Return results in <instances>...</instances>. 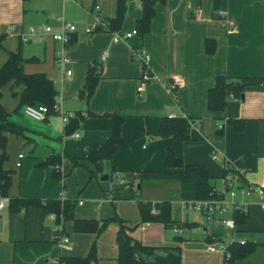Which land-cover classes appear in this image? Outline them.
Returning <instances> with one entry per match:
<instances>
[{
	"label": "crops",
	"instance_id": "crops-1",
	"mask_svg": "<svg viewBox=\"0 0 264 264\" xmlns=\"http://www.w3.org/2000/svg\"><path fill=\"white\" fill-rule=\"evenodd\" d=\"M94 2L103 20L116 15L117 0H0V66L10 52L19 50L26 59L25 73H44L52 80L60 112L67 118L77 111L85 116L80 127L66 135L60 113L42 121L23 114L18 108L22 85L9 82L0 89V104L9 120L25 128L24 136L6 133L4 168L11 171L10 196L76 203L67 220H53L37 206L11 212L7 203L0 215V264H62L63 258L86 257L93 245L87 264H117L118 224L113 217L122 219L129 235L144 245L178 246L181 264H222V252L208 250L219 241L251 246L246 256L231 264H264V210L256 199L245 198L248 215L232 230L222 222L232 217L231 211L210 217L199 212L188 218L179 181L139 177L142 172L175 170L165 165L166 151L172 149L183 163L204 166L215 177L216 187L228 169L264 189V0H155L148 30L117 42L113 32L137 28L143 15L140 0L124 1V16L115 31L88 34ZM66 14L75 21L76 31L63 50L68 62L60 67L56 59L62 43L41 30L49 25L60 31L59 17ZM140 49L149 55L151 74L141 93L137 88L144 68L136 54ZM89 71L96 85L87 97ZM217 76L245 87L241 97L227 100L223 111H210L207 96ZM174 78L180 85L169 92L167 83ZM4 94L14 97L12 104ZM111 113L124 116L120 134L133 139L117 147L114 170L110 160L98 168L80 157L90 145L109 138ZM163 116L190 118V139L157 136ZM75 132L78 137L72 136ZM114 171L123 183L112 177ZM138 200H168L171 219L190 225L177 231L160 222H140ZM75 220H93L98 226L109 222L98 232L75 228ZM57 225L70 248L58 245Z\"/></svg>",
	"mask_w": 264,
	"mask_h": 264
},
{
	"label": "trees",
	"instance_id": "trees-1",
	"mask_svg": "<svg viewBox=\"0 0 264 264\" xmlns=\"http://www.w3.org/2000/svg\"><path fill=\"white\" fill-rule=\"evenodd\" d=\"M125 0H117L116 15L107 22V29L115 31L120 25L125 12ZM155 0H140L142 8V18L137 24V33L144 34L148 30L149 20L153 15V4ZM95 3V2H94ZM93 3V4H94ZM4 34L0 33V42ZM24 59L20 51L10 52L6 61L0 66V89L9 82L13 85H22L18 108L27 104L45 105L48 109L47 116L57 113L53 106L57 103L58 91L52 80L44 73L27 74L23 71ZM96 77L89 71L86 77L85 94L89 97L95 89ZM245 83L238 80L229 79L225 76H217L214 85L209 89L207 96V107L210 111H223L227 100L230 98H239L244 91ZM111 119V131L109 138L102 144H92L88 147L86 153L80 157L93 162L98 168L104 160L111 161V169L114 170L113 156L118 146H127L133 139L124 138L120 134V127L124 121V116L116 113L108 114ZM85 116L77 111L72 117H68L64 133L71 134L77 130L83 122ZM229 122H236L229 120ZM191 119L182 116H163L160 120L157 136L161 138L177 137L183 140L190 139L189 131ZM236 127V126H235ZM240 128V127H236ZM6 133H12L17 136H24L25 128L15 124L8 118L7 112L0 104V196L8 199V206L11 212H19L30 206L40 207L45 214L54 213L57 218L60 216L63 220L73 217L75 202L70 200L50 199L41 201L36 198H17L9 194L11 184V171L4 168V162L7 159L5 146L7 143ZM55 160V159H54ZM53 162V161H52ZM165 165L167 168L175 170H165L161 172H142L140 178L151 179H174L180 183V194L184 202L206 200L216 197L214 192L215 177L211 176L207 169L200 164H187L175 156L172 149L166 151ZM228 169L224 170L221 177L226 175ZM58 176V172H54ZM138 209L140 222H160L167 228L181 227L190 225L187 221L180 222L171 219L170 202L163 200L160 202L140 201L138 200ZM232 218L235 223L244 222L248 215L242 209H234ZM118 224L116 232V243L118 246L117 264H181L180 249L178 246H149L132 238L127 232L125 222L113 217ZM109 220L98 223L93 220H75L74 227L87 231L96 229L101 231ZM251 246L245 241H232L227 244L229 253L228 263L231 264L236 258H242L250 252ZM161 252V253H160ZM94 254V245L86 257H69L61 259L62 264H87Z\"/></svg>",
	"mask_w": 264,
	"mask_h": 264
},
{
	"label": "built area",
	"instance_id": "built-area-1",
	"mask_svg": "<svg viewBox=\"0 0 264 264\" xmlns=\"http://www.w3.org/2000/svg\"><path fill=\"white\" fill-rule=\"evenodd\" d=\"M46 1V0H45ZM66 1V0H65ZM70 1H76V0H70ZM91 13H93V20L91 24L85 28V32L90 34L93 32H96L98 30L107 29V22L103 20L99 16V6L97 3H94L91 7ZM62 20V16L59 17ZM29 31L31 33L35 32V29L33 27L29 28ZM76 31V26L72 23L63 22L62 27L60 31H53L52 27L49 25H46L42 28L41 34L43 36L50 35L55 41H58L62 43L63 48L61 52L59 53V56L56 59L57 66L62 67L65 63L68 62V59L63 55L64 48L68 45V43L71 40V34ZM137 30L133 29L130 32L126 33H118L113 32V41L117 42L120 40H126L132 35L136 34ZM137 56L139 57L142 65H143V73L140 78V82L138 85V92L141 93L144 89L145 83L151 78V74L148 71V63H149V55L148 53L140 49L136 51ZM104 58V56H103ZM66 75H70L71 71L66 70ZM180 85L179 79H171L167 83V90L169 92L174 91L178 86ZM53 109L61 114L62 121L66 123L67 116L60 112L58 103H55L53 106ZM23 114L38 121H42L47 117L48 109L45 105H31L27 104L23 106L22 108ZM73 137H78V133H73ZM19 158L22 157V154L18 155ZM17 166L20 165V162L18 161L16 163ZM112 177L117 180L120 183L124 182V179L122 176L117 172L114 171L112 173ZM221 180V186L220 187H214V192L216 197L212 199H206V200H196V201H190V202H184V207L186 209L192 210L195 209L200 212H204L208 217L212 216L216 212H227V211H233L234 209H242L246 211L248 209L247 202L245 201V198H254L256 199L257 203L260 205V207L264 210V189L260 186L248 184L245 182L243 186H235L230 185L228 179H226V176H223L220 178ZM8 199L6 197L0 196V215L3 212V210L7 207ZM51 219L55 220L56 215L54 213H50L48 215ZM223 224L228 227L229 229L235 230L236 229V223L232 217L230 218H224L222 219ZM181 228L175 227L174 230L180 231ZM55 237L58 238V245L63 248H70V241L69 238L64 234L62 227L56 226L55 227ZM243 242V241H241ZM209 251H221L224 257V261L222 264H229L227 259L229 258V253L227 251V244L225 242L219 241L216 245H210L208 246Z\"/></svg>",
	"mask_w": 264,
	"mask_h": 264
},
{
	"label": "rangeland",
	"instance_id": "rangeland-1",
	"mask_svg": "<svg viewBox=\"0 0 264 264\" xmlns=\"http://www.w3.org/2000/svg\"><path fill=\"white\" fill-rule=\"evenodd\" d=\"M65 1V0H64ZM61 23L63 22H67V23H72L75 25V21L72 20V18L69 17V15L66 14V18L65 17H62V20L60 19ZM43 26V25H42ZM76 26V25H75ZM4 99L8 102V104H12L13 100H14V97L11 96V95H8V94H4ZM28 117V116H27ZM226 179H228L230 185H235V186H243L245 184L244 180H243V177H242V174L239 173V172H235V171H227L226 172ZM200 211H197L195 209H192V210H189V209H186L185 213H186V216L189 218V217H193V216H196L198 217V215H200L199 213ZM201 217V216H200ZM221 225V224H220ZM182 230V229H180ZM225 232L222 233V235H224ZM217 235V234H216ZM218 236V235H217Z\"/></svg>",
	"mask_w": 264,
	"mask_h": 264
},
{
	"label": "water",
	"instance_id": "water-1",
	"mask_svg": "<svg viewBox=\"0 0 264 264\" xmlns=\"http://www.w3.org/2000/svg\"><path fill=\"white\" fill-rule=\"evenodd\" d=\"M107 178V175L105 174L104 176H103V179H106Z\"/></svg>",
	"mask_w": 264,
	"mask_h": 264
}]
</instances>
